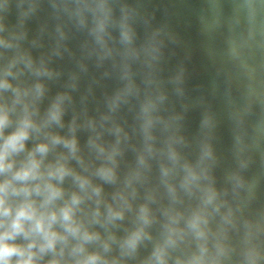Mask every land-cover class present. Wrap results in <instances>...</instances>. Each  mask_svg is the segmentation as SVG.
I'll list each match as a JSON object with an SVG mask.
<instances>
[{
  "label": "clouds",
  "instance_id": "clouds-1",
  "mask_svg": "<svg viewBox=\"0 0 264 264\" xmlns=\"http://www.w3.org/2000/svg\"><path fill=\"white\" fill-rule=\"evenodd\" d=\"M103 27L101 23L100 29L103 30ZM127 38L128 33L125 32ZM0 43L7 42L0 38ZM14 65L15 61L4 69L0 78V94L11 91L14 95L10 105L0 101V264H109L100 252L88 250V245L101 241V236L99 232L91 231L78 215L83 211L81 205L84 201L99 197L102 189L94 186L90 178L68 167L67 160L78 152L75 136L68 139L44 131L50 125L61 122L64 97L57 99L43 122H37L34 119L36 110L26 99L31 90L14 87L8 79L13 75ZM34 91L37 97L41 96L43 86L37 84ZM21 105L20 114L14 119L13 113ZM10 127L13 131L6 134V129ZM72 131H75V125ZM34 134L36 138L43 134L47 139L29 150L26 142ZM61 144L69 150V155H61L55 161L45 163L49 153ZM100 152H104L102 147ZM97 174L107 181L115 179L112 167L102 166ZM69 175L75 177L80 191L66 196L62 184ZM192 179H195V173L190 170L188 180ZM213 198L210 196L209 200ZM100 202L97 200V204ZM92 215L93 223L100 221L99 207ZM123 215V211L109 206L105 223ZM140 219L143 222L141 227L121 244L124 254L134 252L145 235L143 225L149 223L146 207L141 209ZM201 219L199 215L195 216L191 226L199 229ZM197 234L202 236L204 233L199 231ZM113 239L115 237L102 241L105 252L111 248L110 241ZM174 243L175 239L169 236L165 246L157 248L155 264H164L165 248ZM49 255L51 259L45 262L44 258ZM110 264H119V261L112 260ZM190 264H202V256L195 257Z\"/></svg>",
  "mask_w": 264,
  "mask_h": 264
},
{
  "label": "water",
  "instance_id": "water-1",
  "mask_svg": "<svg viewBox=\"0 0 264 264\" xmlns=\"http://www.w3.org/2000/svg\"><path fill=\"white\" fill-rule=\"evenodd\" d=\"M264 118V0H242Z\"/></svg>",
  "mask_w": 264,
  "mask_h": 264
}]
</instances>
